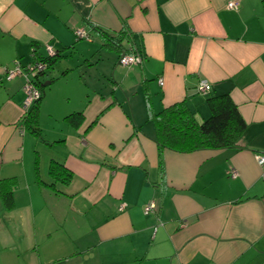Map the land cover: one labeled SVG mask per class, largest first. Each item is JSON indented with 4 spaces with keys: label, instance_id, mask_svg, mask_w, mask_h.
I'll use <instances>...</instances> for the list:
<instances>
[{
    "label": "crops",
    "instance_id": "crops-1",
    "mask_svg": "<svg viewBox=\"0 0 264 264\" xmlns=\"http://www.w3.org/2000/svg\"><path fill=\"white\" fill-rule=\"evenodd\" d=\"M47 47L38 138L25 79L4 73ZM130 52L141 64L120 66ZM222 94L246 124L236 148L160 155L151 114L185 102L200 124ZM262 153L264 0H0V264H264Z\"/></svg>",
    "mask_w": 264,
    "mask_h": 264
},
{
    "label": "trees",
    "instance_id": "trees-1",
    "mask_svg": "<svg viewBox=\"0 0 264 264\" xmlns=\"http://www.w3.org/2000/svg\"><path fill=\"white\" fill-rule=\"evenodd\" d=\"M108 41L116 48L120 45V41L109 38ZM54 59L48 57L42 62L46 63L48 68ZM36 84L41 93L37 80ZM39 100L32 106L25 118L26 127L38 138H40V133L36 125V109ZM206 104L210 114L200 124L196 122L193 112L190 111L185 102L175 103L156 114L150 115L160 155L165 149L179 153H190L199 150L232 149L238 146L246 124L230 96L222 94L208 97ZM64 120L77 128L83 121V115L73 113L66 116ZM49 173L54 182L63 185H68L72 179V173L63 165L55 162L50 164ZM50 188L54 189V184ZM1 193L5 199L11 201L9 192L2 191Z\"/></svg>",
    "mask_w": 264,
    "mask_h": 264
},
{
    "label": "built area",
    "instance_id": "built-area-1",
    "mask_svg": "<svg viewBox=\"0 0 264 264\" xmlns=\"http://www.w3.org/2000/svg\"><path fill=\"white\" fill-rule=\"evenodd\" d=\"M237 2H229L227 8L237 9ZM77 39L90 40V35L84 29H78L75 31ZM47 52L49 57H54V51L51 47H47ZM142 56L135 52L130 54H122L119 57L118 64L122 67H130L141 64ZM47 70L46 63L42 60H35L31 64L22 68L17 61L14 62V66L10 70H6L4 77L7 81L12 80L16 77H23L25 79V84L23 87L25 98L22 103V118L26 117L32 106L40 99L41 93L37 88L36 80L38 77ZM159 84L162 85V79L159 80ZM198 93L206 95L210 91V85L206 80H201L197 86ZM256 160L258 164H264V153L257 154ZM232 178L237 176L235 171H231L230 175ZM123 207V206H122ZM155 211V203L152 201L148 203L144 209V214L148 215Z\"/></svg>",
    "mask_w": 264,
    "mask_h": 264
}]
</instances>
